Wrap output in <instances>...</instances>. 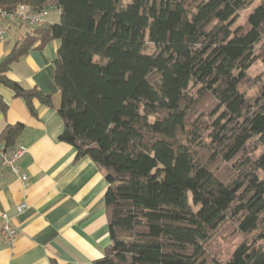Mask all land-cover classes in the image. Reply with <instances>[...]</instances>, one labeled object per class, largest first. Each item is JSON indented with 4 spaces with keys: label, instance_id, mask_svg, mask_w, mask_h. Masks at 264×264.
Segmentation results:
<instances>
[{
    "label": "trees",
    "instance_id": "obj_1",
    "mask_svg": "<svg viewBox=\"0 0 264 264\" xmlns=\"http://www.w3.org/2000/svg\"><path fill=\"white\" fill-rule=\"evenodd\" d=\"M0 0V9L59 11L18 40L0 85L51 107L9 78L30 51L58 42V140L104 172L109 246L93 264H264V79L242 87L264 40V0ZM153 52L148 53V46ZM264 55V46L261 48ZM7 104L0 96V113ZM22 124L0 142L15 148ZM232 224L225 259L209 249Z\"/></svg>",
    "mask_w": 264,
    "mask_h": 264
},
{
    "label": "crops",
    "instance_id": "obj_2",
    "mask_svg": "<svg viewBox=\"0 0 264 264\" xmlns=\"http://www.w3.org/2000/svg\"><path fill=\"white\" fill-rule=\"evenodd\" d=\"M57 22L48 15V25ZM27 33L24 26L7 29L0 63ZM57 48L52 41L30 51L8 74L24 89L49 95L51 107L35 101L33 116L23 100L0 85L8 107L5 115L0 113V136L7 126H24L15 146L26 149L17 165L27 178L23 182L0 164V226L6 221L17 231L12 246L0 240V264H93L109 246L104 172L88 158L77 159L74 149L58 140L63 124L61 95L53 81Z\"/></svg>",
    "mask_w": 264,
    "mask_h": 264
},
{
    "label": "built area",
    "instance_id": "obj_3",
    "mask_svg": "<svg viewBox=\"0 0 264 264\" xmlns=\"http://www.w3.org/2000/svg\"><path fill=\"white\" fill-rule=\"evenodd\" d=\"M47 17V10L32 12L23 5L18 6L12 13H7L0 9V25L5 26V28H0V42L6 39L8 28L12 26H24L28 33H31L34 29L46 27L48 25ZM25 152L26 149L22 146L7 149L3 143L0 142L1 166L7 169L11 174L19 176L23 182H25L27 178L24 175H20L17 163ZM22 207L19 208V210H21ZM16 238L17 231L5 221L3 225L0 226V240L7 246H12Z\"/></svg>",
    "mask_w": 264,
    "mask_h": 264
},
{
    "label": "rangeland",
    "instance_id": "obj_4",
    "mask_svg": "<svg viewBox=\"0 0 264 264\" xmlns=\"http://www.w3.org/2000/svg\"><path fill=\"white\" fill-rule=\"evenodd\" d=\"M252 1H253L252 6L247 11L241 13L239 17H237V19L235 20L234 22L235 27L236 26L246 27L248 15L263 0H252ZM47 12L50 19L54 18L55 20L59 21V12L57 9L49 7L47 9ZM263 46H264V40H263V45L259 46L255 51L256 61L254 62V64L247 73L248 82H246V84H244L242 87V90L246 91L249 97H254L256 95V92L258 90V85L256 86V84L262 79H264V55L261 49ZM153 51H154L153 47L149 45L147 52L152 53ZM241 240L242 237L235 232L234 226L228 223L222 226L220 229H218V231L215 233V236L212 240L209 250L213 254H216L219 257L225 259L232 253V251L240 243Z\"/></svg>",
    "mask_w": 264,
    "mask_h": 264
}]
</instances>
